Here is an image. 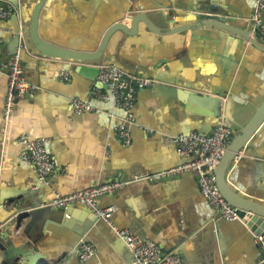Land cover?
<instances>
[{
  "label": "crops",
  "instance_id": "obj_1",
  "mask_svg": "<svg viewBox=\"0 0 264 264\" xmlns=\"http://www.w3.org/2000/svg\"><path fill=\"white\" fill-rule=\"evenodd\" d=\"M122 1L146 9V12H151V8L163 2ZM0 2L8 3L5 0ZM171 3L184 10L207 6L222 10L220 13L227 12L230 25L241 33L250 31L249 19L254 10V0H171ZM30 11L26 9V19ZM42 11L45 33L54 42L70 48L90 45L92 28L119 14L113 0H55ZM171 17L174 18L173 14ZM190 19L177 16L174 26H170L183 29ZM9 20L10 17L0 20V32L10 27ZM112 52H115L117 60L112 63L130 72L143 68L149 70L151 62L160 61L165 63L159 69L165 74L163 79L179 90L215 97L223 95V101L230 103L229 111H224L221 117L227 123L226 119L233 120L238 106L244 105L251 115L264 100V51L251 47L239 34L199 29L196 33L186 30L168 35L155 34L144 28L140 35L128 37L124 43L113 47ZM0 57H10L8 46L3 41ZM21 64L26 80L36 85L37 91L16 101L7 123L3 120L7 79L0 73L2 242L14 237L22 239L20 236H23V228L29 220V217L22 220L18 229L15 225L9 227L10 209L14 204H26L23 207L26 212L41 210L43 208L39 206L56 193L66 195L115 178L127 179L138 173H154L175 167L183 162L184 157L179 156L176 145L168 142L161 133L176 136L200 128L208 134L214 128L210 126L213 121L196 114L199 112L197 107H191L189 112H184L181 106L165 107L151 101L149 91L137 90L129 110L133 122L129 131L131 141L126 146L115 135L116 128L123 124L125 111L100 100L92 101V112L76 114L69 106L74 98L87 100L92 88L101 89L97 78L95 81L86 80L73 69H68L73 65L67 66L60 61H49L45 66L36 64L34 70H29L27 64ZM63 70L68 73L67 80L60 77ZM193 110L194 113L191 112ZM141 127L156 133L147 134ZM231 128L235 130L232 125ZM23 133L32 138L46 139L55 168L45 181L39 180L33 167L17 158L20 151L17 140ZM254 145L260 147L259 152L264 156V130L255 138ZM262 161L247 157L234 169L233 163L234 186L240 190H243L242 185L252 186L264 194V166L259 164ZM98 206L115 208L112 224L116 230H127L138 238L150 239L164 252L177 254L182 250L184 256L178 254L186 264H256L255 258L259 256L254 235L244 223L214 218L215 211L201 195L195 173L154 183L129 184L120 191L102 196ZM64 209L70 211V218L75 222L93 215L79 205ZM18 212H21L19 208ZM99 225L91 235L92 241L88 242L94 247L95 254L89 260L81 261L77 252L70 255L56 249L57 239H67L72 230L46 219L44 245L40 246L42 255L48 261L58 259L54 264H133L125 244L109 226L101 222Z\"/></svg>",
  "mask_w": 264,
  "mask_h": 264
},
{
  "label": "water",
  "instance_id": "obj_2",
  "mask_svg": "<svg viewBox=\"0 0 264 264\" xmlns=\"http://www.w3.org/2000/svg\"><path fill=\"white\" fill-rule=\"evenodd\" d=\"M5 1L14 7L15 12L10 16V27H5L4 29L6 30L0 32V37L8 46V55L12 56L18 51L21 63L27 64L29 70H34L36 64L45 66L49 61H60L67 63V66L68 64L73 65L68 66L70 71L73 69L74 73L84 77L86 80L95 81L99 71L97 66L112 64L122 69L127 75L125 80L133 85L134 81L132 77L146 75L154 79L157 82L156 85L145 89L150 92L151 96L149 99L154 103H159L170 108L181 106L184 112H187L191 107H197L199 112L196 114L210 119L211 122L213 121L210 123V126L212 125L213 127L217 126L221 121L224 111L226 112L230 109V103L226 104L223 101V95L219 94L218 97H215L179 90L173 83L163 79L165 74L159 69L165 63H160V61L151 62L148 67L149 70L143 68L142 70L135 69L130 72L123 66L112 63L117 62L116 58H114L116 54L112 52L113 47L121 45L128 37L140 35L144 28L155 34L168 35L182 33L186 30L196 33L199 29H205L217 30L222 33L239 34L251 47L264 51V42L252 37L249 30L241 33L236 27L228 23L230 19L226 17L228 16L227 12L223 14L220 13L222 10L209 9L208 6L202 9L187 7L184 10L172 4L171 0H163L158 6L151 8V12H146V9H141L132 3L113 0L114 5L119 9V14L116 17L106 18L92 28L90 32V41L92 40L89 43L90 45L81 48H70L54 42L52 37L43 30V16L41 15L44 12L42 10L47 4H51L55 0ZM26 9L31 10L28 19L25 18ZM180 10L185 12L181 13ZM172 14L174 18L177 16L191 18L190 23L186 24L183 29L179 27L172 28L170 26H174ZM129 66L130 64L126 67ZM101 86V89L107 91L106 84H101ZM191 112L194 113L195 110ZM225 117L227 118L226 114ZM232 119V121L226 119L228 123L224 120L230 127L232 125L235 130L233 131L232 140L214 169L215 184L222 198L229 206L236 209L238 216L240 218L246 217L247 220L244 222L245 227L256 236L264 229V202L257 200L264 201V194L252 186L247 187L246 185H242L243 190L236 188L233 184L232 172L247 157H252L254 160H264V156L260 154L258 149L260 147L254 145L255 138L264 130V100L251 115H249L244 105L238 106L234 111ZM124 126L130 131V124L126 123ZM137 127L139 129L140 126L137 125ZM141 129L143 128L141 127ZM194 131L201 134L207 133L200 128H196ZM175 150L177 151L176 146ZM184 160L179 165L188 162L190 158L184 157ZM233 163L234 167L231 170ZM259 164L264 166V161L259 162ZM3 205V202L0 201V206ZM20 205V203L14 204V208L10 209L9 227L15 225L18 229L21 226L22 220L27 217H29V220L23 228V236H20L22 239L18 240L14 237L6 239L3 242L0 241V264H54L58 261V259L48 261L41 253L40 246L44 245L45 234L43 227L46 219L72 230V234H69L67 239H57L56 244V249L59 252L63 254L71 253L70 255H74L81 244L92 241L91 235L95 229L100 227V222L104 225L106 224L94 215L80 218V221L75 222V220L73 221L70 218V211L64 208L55 209L40 205L39 207L43 209L26 212L27 210L23 208L26 204ZM78 205L73 204L70 206L76 207ZM18 208L21 212H18ZM114 234L117 236L115 232ZM256 248L259 251V246L256 245ZM178 253L184 256L182 250H179ZM261 261H264L263 252L255 258L256 264H264Z\"/></svg>",
  "mask_w": 264,
  "mask_h": 264
},
{
  "label": "built area",
  "instance_id": "obj_3",
  "mask_svg": "<svg viewBox=\"0 0 264 264\" xmlns=\"http://www.w3.org/2000/svg\"><path fill=\"white\" fill-rule=\"evenodd\" d=\"M15 12L14 7L0 2V20L10 17ZM264 0H254V10L250 16V35L258 41L264 42ZM2 39L0 37V45ZM97 82L106 84L107 91L100 88H92L89 98L81 100L74 98L69 102L71 110L76 114L92 112V101L100 100L110 102L116 108L125 110L126 115L123 124L115 130V135L124 145H129L131 138L129 130L124 124L133 122L132 114L129 110L132 107L136 92L139 89L151 88L156 85V81L149 77H132L134 85L125 80L126 73L112 65H99ZM0 73L7 79L6 92L3 104V120L8 122L16 101L25 96L35 94L37 86L28 82L25 78L18 51L7 59L0 57ZM67 71L63 70L60 77L68 79ZM147 134H155L151 129H143ZM168 142L175 144L177 152L181 157H189L186 163L154 173H138L130 178H115L104 184L91 185L84 189L71 192L66 195L54 194L53 197L42 204V207L65 208L73 204H79L88 210L98 219L103 220L117 234L121 241L130 251L133 264H186L184 259L176 254L164 252L158 244L150 239H141L134 236L127 230H116L112 224L114 207L100 208L98 200L108 194L120 191L132 183L146 182L154 183L163 179L172 178L185 173H195L197 185L201 195L215 211V219L225 221H239L244 223L246 217L240 218L236 209L229 206L220 195L216 184L214 169L223 156L226 147L233 138L232 128L221 120L217 126L208 134H201L192 131L188 134L170 136L161 133ZM17 144L20 147L18 160L25 165L33 167L39 176L40 181H45L55 168L54 161L47 150L45 138H32L28 133H23L18 137ZM1 170V166H0ZM3 224L0 223V232ZM254 242L259 246V251L264 254V229L254 236ZM259 252V254H261ZM95 254L94 247L89 243L81 244L77 250L79 260L85 261ZM264 262V261H261Z\"/></svg>",
  "mask_w": 264,
  "mask_h": 264
},
{
  "label": "bare ground",
  "instance_id": "obj_4",
  "mask_svg": "<svg viewBox=\"0 0 264 264\" xmlns=\"http://www.w3.org/2000/svg\"><path fill=\"white\" fill-rule=\"evenodd\" d=\"M123 110V109H122ZM123 111H125V110H123ZM177 255V254H176Z\"/></svg>",
  "mask_w": 264,
  "mask_h": 264
}]
</instances>
